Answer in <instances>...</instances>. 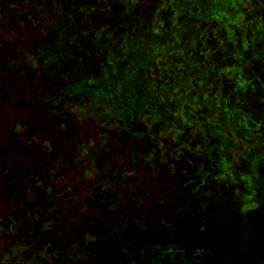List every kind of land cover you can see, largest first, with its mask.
Here are the masks:
<instances>
[{
    "label": "rangeland",
    "instance_id": "rangeland-1",
    "mask_svg": "<svg viewBox=\"0 0 264 264\" xmlns=\"http://www.w3.org/2000/svg\"><path fill=\"white\" fill-rule=\"evenodd\" d=\"M11 135L14 213L67 187L100 264H264V0H0L1 160Z\"/></svg>",
    "mask_w": 264,
    "mask_h": 264
},
{
    "label": "trees",
    "instance_id": "trees-1",
    "mask_svg": "<svg viewBox=\"0 0 264 264\" xmlns=\"http://www.w3.org/2000/svg\"><path fill=\"white\" fill-rule=\"evenodd\" d=\"M119 117H121L119 110L113 108L111 114L109 113V115L105 117L106 122L104 124H99L101 132L98 135L99 138L97 144H89V147H93L99 156L96 155L89 157V161L95 172V177L92 183L93 186L98 185L102 178L110 179V174L105 177L103 176V168L100 167L102 159H100V157L101 154H104L107 151L106 146L110 141V135H108L106 131H112L113 127H115L116 132H114L112 136L114 135L116 138L121 136L119 130L125 131V123H123L120 128L117 124L116 120ZM31 122L32 120L28 121L30 124ZM30 124H24L23 126L20 125V127L29 128V126H31ZM54 125L56 126V123H54ZM27 135L33 136L30 132ZM11 137V140L5 147L10 154L6 161L1 160L3 159V153L2 150H0V156H2L0 157V194L3 198L0 201V264H52L51 261L61 259V256L57 253L58 248L53 242L54 238L57 237L62 238L66 243V258L64 259V262L68 263L66 261L68 260L73 261V264H75L76 262H79V260H83L88 262V264H100L101 257L98 243L103 233L99 230H95L92 233L91 239L82 233V227L88 219L86 216L78 212L76 206L78 200L77 196H68L67 187H64L58 192H52L54 194L53 199H55V202L54 204L51 203L52 209H50L53 213L47 219L42 218V214H39V210L46 207V204H42L41 201L36 206L37 212L35 213V216L28 212V205L22 207L26 213H14V209H16L17 205H14L15 202L11 204L6 199L10 198L13 194L11 186L15 185L13 184L15 179H13L12 185L11 182H9V177L7 175V173H9L8 165L13 161L11 157L20 153L23 150V146L18 137L15 138L14 135H11ZM111 178H113L112 175ZM17 180L18 179L15 181ZM56 180L57 179H53L52 183ZM111 181L112 180L109 182ZM44 188L48 191L50 189L47 184ZM4 200L8 203L7 205H4ZM10 200H12V198ZM78 206L80 205L78 204ZM48 232L50 234H48ZM44 234L46 237H44ZM106 234L109 235L108 232H104V235ZM112 239H114V237ZM118 248H121V246H118Z\"/></svg>",
    "mask_w": 264,
    "mask_h": 264
}]
</instances>
